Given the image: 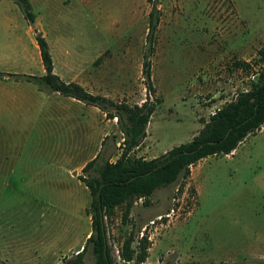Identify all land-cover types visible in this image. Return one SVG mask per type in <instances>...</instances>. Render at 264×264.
<instances>
[{"label":"rangeland","instance_id":"rangeland-1","mask_svg":"<svg viewBox=\"0 0 264 264\" xmlns=\"http://www.w3.org/2000/svg\"><path fill=\"white\" fill-rule=\"evenodd\" d=\"M29 1L33 22L0 0V264H71L92 231L79 176L99 153L96 168L115 162L123 135L100 109L27 79L45 75L37 37L63 81L115 103L155 104L132 154L151 160L190 142L258 82L260 67L237 64H253L264 44V0ZM153 5L161 14L150 91L143 62ZM190 170L105 218L113 264H264V129L232 156ZM84 261L95 264L91 248Z\"/></svg>","mask_w":264,"mask_h":264},{"label":"trees","instance_id":"trees-1","mask_svg":"<svg viewBox=\"0 0 264 264\" xmlns=\"http://www.w3.org/2000/svg\"><path fill=\"white\" fill-rule=\"evenodd\" d=\"M25 18L33 22L35 15L29 0H14ZM160 10L156 5L149 15L147 50L144 55L143 73L148 89L153 91L151 57L154 54L156 33L160 23ZM45 75L26 76L35 84L59 93L63 97L75 99L100 109L108 119H116L123 135L122 152L115 162L107 160L96 168L100 153L86 164L80 180L89 189L91 204L89 213L92 219V231L82 252H79L71 264H85L86 252L91 248L95 264H113L107 242L105 218L115 208L126 204L129 212L134 201L147 199L155 191L166 188L180 177L188 178L190 168L199 161L220 155H230L250 135L264 127V44L257 53L253 64L239 62L238 67L248 69L260 67L258 82L248 91L219 108L207 121L199 134L190 142L174 147L159 158L147 160L132 154L147 137V126L156 106L147 98L142 105L133 107L124 103H115L107 98L87 92L75 82H65L54 73V65L46 39L37 37ZM104 143V142H103ZM96 169V170H95ZM91 170H95L92 174ZM147 238L142 241L138 262L147 257ZM131 242H127L129 249Z\"/></svg>","mask_w":264,"mask_h":264},{"label":"crops","instance_id":"crops-1","mask_svg":"<svg viewBox=\"0 0 264 264\" xmlns=\"http://www.w3.org/2000/svg\"><path fill=\"white\" fill-rule=\"evenodd\" d=\"M71 99V98H70ZM262 129H264V127H262ZM261 129V130H262ZM260 130V131H261ZM237 150V149H236ZM236 150L235 151H233L230 155H224V156H232L235 152H236ZM213 157V156H212ZM215 157H218V156H215ZM209 158V157H208ZM208 158H205V159H203V160H201V161H199L196 165H194L195 166V169L198 167V166H200L204 161H206ZM194 166H192V167H194ZM191 167V168H192ZM190 168V169H191ZM191 171V170H190ZM193 171V170H192ZM190 174H191V172H190ZM192 177L193 178H191V179H193L194 181H196V178H195V176H194V172H192Z\"/></svg>","mask_w":264,"mask_h":264},{"label":"built area","instance_id":"built-area-1","mask_svg":"<svg viewBox=\"0 0 264 264\" xmlns=\"http://www.w3.org/2000/svg\"><path fill=\"white\" fill-rule=\"evenodd\" d=\"M175 214H176V209L173 207L166 215L160 216L158 220H162L163 218H172Z\"/></svg>","mask_w":264,"mask_h":264}]
</instances>
